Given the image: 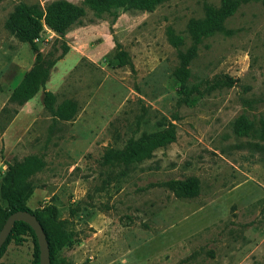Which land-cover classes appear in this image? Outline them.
I'll list each match as a JSON object with an SVG mask.
<instances>
[{"label": "rangeland", "instance_id": "1", "mask_svg": "<svg viewBox=\"0 0 264 264\" xmlns=\"http://www.w3.org/2000/svg\"><path fill=\"white\" fill-rule=\"evenodd\" d=\"M53 1L83 0H0V182L21 164L25 207L55 208L68 242L53 264H264V0L85 9L61 35L42 25L31 42L48 71L43 90L76 107L68 121L43 108L41 90L8 103L35 52L6 20L19 4ZM210 12L224 16L220 30L193 42ZM181 69L201 95L179 93ZM223 77L230 86L204 91ZM164 131L171 142L130 161V142ZM188 179L195 196L177 191ZM33 261L29 234L0 255Z\"/></svg>", "mask_w": 264, "mask_h": 264}, {"label": "trees", "instance_id": "2", "mask_svg": "<svg viewBox=\"0 0 264 264\" xmlns=\"http://www.w3.org/2000/svg\"><path fill=\"white\" fill-rule=\"evenodd\" d=\"M158 0H83L80 6L73 5L65 1H53L48 3L44 10L37 5H17L13 12L8 16L6 25L12 29L15 34L24 40L29 41L31 49L35 52V63L30 70L25 72L19 82L11 91L8 97V103L16 106H22L32 99L38 91H42L41 102L43 108L50 112L53 118L61 121H68L74 117L76 107L66 101L55 105L54 96L43 90L44 83L48 77V71L40 65V54L37 52L32 40L37 37L44 25L51 32L61 35L70 27L80 23V19L85 15V9L97 15L101 13H110L116 9H149ZM223 15L210 12L207 20L199 25L193 26L190 35L193 42H198L201 38L208 36L213 31L220 30V22ZM188 73L181 69L175 74L179 83V93L187 96L188 93L196 92L201 95L197 89L187 91L185 83ZM232 80L228 77L214 78L213 81L205 85L204 91L220 86H230ZM184 97V98H185ZM185 100V99H183ZM171 132H159L136 142H130L129 159L130 161H141L150 156V151L163 146L173 140ZM126 160L127 158L124 157ZM21 164L7 165V172L3 175L0 182V199L5 202L6 207L0 209V228L7 216L16 211H26L32 214L41 226L47 242L50 264L54 262L56 253L64 247L67 242V236L59 230L61 221L56 220V210L53 206L47 205L41 209L30 211L25 207L24 201L29 195L28 185L23 184L17 174L20 172ZM176 188L180 195L195 196L197 194V181L188 179L177 181ZM29 234L34 242V261L38 264V249L31 229L22 222H14L12 229L0 248L2 254L7 242L14 240L19 242L20 237Z\"/></svg>", "mask_w": 264, "mask_h": 264}, {"label": "water", "instance_id": "3", "mask_svg": "<svg viewBox=\"0 0 264 264\" xmlns=\"http://www.w3.org/2000/svg\"><path fill=\"white\" fill-rule=\"evenodd\" d=\"M14 222L26 224L33 232L38 249V264H50L47 242L43 230L35 217L26 211H16L7 216L0 228V248L9 235Z\"/></svg>", "mask_w": 264, "mask_h": 264}]
</instances>
